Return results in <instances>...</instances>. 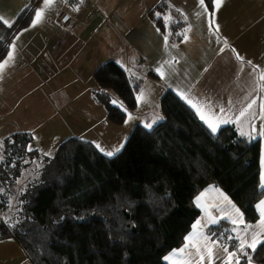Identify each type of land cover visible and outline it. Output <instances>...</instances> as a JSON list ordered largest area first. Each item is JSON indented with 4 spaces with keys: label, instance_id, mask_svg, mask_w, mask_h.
<instances>
[{
    "label": "crops",
    "instance_id": "0c3cea01",
    "mask_svg": "<svg viewBox=\"0 0 264 264\" xmlns=\"http://www.w3.org/2000/svg\"><path fill=\"white\" fill-rule=\"evenodd\" d=\"M60 3L0 0V17L8 24L0 22L6 27L23 11L30 12L0 57L4 65L0 69V141L24 132L40 147H50L41 136L48 135L51 141L59 130L75 129L72 137L92 143L97 150L102 143L97 145L99 152L107 156L136 125L150 130L161 120L159 103L170 90L211 133L232 126L240 137L259 140V187L264 190V0H223L219 6L214 0L212 9L199 0H80L68 26L55 20ZM41 10L40 21L33 24ZM109 61L143 80L136 108L127 110L107 90L111 103L125 113L124 123L113 125L106 117L96 123L95 112H83L81 117L89 119L79 123L75 111L97 107L93 92L99 88L92 74ZM79 124L83 131H77ZM209 124L217 130L213 132ZM94 130L99 136L92 139L80 134ZM261 200L264 195L255 204L256 221L247 224L220 188L207 186L193 199L199 215L183 244L168 252L163 262L257 264L249 259L253 250L245 245L242 252L239 246L241 239L251 243L254 232L256 247L264 243L257 207ZM220 223L227 225L228 233H211ZM229 253L235 255L229 257Z\"/></svg>",
    "mask_w": 264,
    "mask_h": 264
},
{
    "label": "trees",
    "instance_id": "16d2710c",
    "mask_svg": "<svg viewBox=\"0 0 264 264\" xmlns=\"http://www.w3.org/2000/svg\"><path fill=\"white\" fill-rule=\"evenodd\" d=\"M213 2L204 3L212 9ZM28 10L11 27L0 22V57L12 33L27 23ZM92 78L99 88L94 99L104 106L107 121L122 125L126 115L105 91L132 111L143 80L113 61L98 66ZM159 112L160 121L150 130L136 125L111 157L74 137L50 157L30 148V133L3 138L0 239L13 236L35 264H165L163 257L183 244L198 217L193 199L207 186L220 188L247 224L255 222V204L264 195L259 140L240 137L232 126L211 133L170 90ZM37 159L43 165L39 180L20 188L19 180ZM14 198L17 210H10ZM223 232L228 233L224 223L211 229L217 236ZM249 259L264 264V243Z\"/></svg>",
    "mask_w": 264,
    "mask_h": 264
},
{
    "label": "rangeland",
    "instance_id": "374dc122",
    "mask_svg": "<svg viewBox=\"0 0 264 264\" xmlns=\"http://www.w3.org/2000/svg\"><path fill=\"white\" fill-rule=\"evenodd\" d=\"M94 103L97 105V107L95 108V106L93 105H88L86 108L82 109V110H77L75 111V114H77L74 119L77 120L79 123H85V120L89 119V118H82L81 115H83V112H88V113H93L95 112V116H94V121L96 123L100 124L101 119H103V117H106V112H105V108L103 105L99 104L95 99H94ZM61 119V118H60ZM91 120V118H90ZM54 129V128H53ZM83 127L81 126V124H79L77 126V131H83ZM78 132V133H79ZM75 129H70V130H59V133L50 141L49 140V136L48 135H43L40 137V139L44 142H50L52 144V146L50 147H40L39 141H38V145L34 142H32L30 144V148L31 149H35L37 148L40 152V155L43 157H50L56 150V148L58 147V145L66 140L67 138L72 137L73 135H75ZM82 135V137H86V138H90L92 139L95 136H99L98 132H88V133H80ZM126 139L123 140L122 144L119 147L114 148V151H111L112 153L116 154L124 145ZM100 142H104V144L106 143V141H103L102 139H100ZM99 143V142H98ZM102 147V143H99ZM97 144V145H99ZM96 145V147L100 150L101 147H98ZM115 145H112V147H114ZM117 149H119L117 151ZM98 150V151H99ZM109 151V150H108ZM103 154V152H102ZM113 154V155H114ZM108 157H110L109 155H107ZM112 156V155H111ZM42 161L39 159L34 160L33 162L30 163L28 169L24 172L25 176L19 180V186L21 188V186L23 187L25 185L26 182H37L39 180V176L41 173V169H42ZM13 201L12 205L11 202ZM16 199L14 198L13 200L10 199L8 201V205L7 208L10 210H17L16 206ZM15 214H12L10 218L14 217ZM9 218V214L7 213L6 215V225L7 227L10 226V223L8 222ZM7 244V245H6ZM5 246V248L2 249V247ZM0 264H35V262L31 259V257L26 253L25 249L21 246V244H19L17 242V240L13 237V236H8V237H3L0 239Z\"/></svg>",
    "mask_w": 264,
    "mask_h": 264
},
{
    "label": "snow or ice",
    "instance_id": "6c2138e0",
    "mask_svg": "<svg viewBox=\"0 0 264 264\" xmlns=\"http://www.w3.org/2000/svg\"><path fill=\"white\" fill-rule=\"evenodd\" d=\"M44 2H45V4L46 5H50L51 3H52V0H44ZM199 2H200V4H204V2H205V0H199ZM222 2H223V0H215V3H216V5L217 6H219L220 4H222ZM42 11L43 10H41V11H37L36 12V19L33 21V24H35V23H37V22H39L40 21V19H41V17H42ZM0 20H3V18L2 17H0ZM3 22L5 23V24H8V21L7 20H3ZM9 27H11V24H9ZM4 67V65L3 64H0V69H2ZM261 79L262 80H264V75H262L261 76ZM255 101H253V103H254ZM114 103H115V101H114ZM193 107H195V105H193ZM248 107L250 108L251 107V104H249L248 105ZM244 113H243V111L240 113V115H243ZM201 119H204V116L203 115H201ZM151 125H148V127H150ZM209 127H211V129H212V131L213 132H215L217 129H216V127L215 126H213V125H211V124H209ZM119 149H117V151H118ZM107 155H109V156H111V155H113L114 153H112V152H108V153H106ZM262 187H264V184H262L261 185ZM225 199H227V197H225ZM229 203H231L230 201H229ZM233 208H235V205H233L232 206ZM257 207H258V209H260V212H261V219H260V222H259V227H260V229L262 230V231H264V200H261L260 202H259V204L257 205ZM235 211L237 212V213H239V209H235ZM233 223H235V221H233ZM246 230V229H245ZM257 233H253L252 234V240H251V243H248L246 240H243V239H241V243H240V251H244V248H245V245L247 246V248H250V249H252L253 251H255V249H256V245H257V243H258V241H257ZM213 243H215V242H213ZM185 247H188L187 245L185 246ZM180 252H183L184 251V249H180L179 250ZM201 251V249H199V248H197V252L199 253ZM225 251H227V249H225ZM209 252H210V250H209ZM235 255V253H229V257H232V256H234ZM245 255H247V253L245 252ZM201 259H203V256H201L200 257ZM166 259H168L167 257H166ZM237 264H238V261H237Z\"/></svg>",
    "mask_w": 264,
    "mask_h": 264
},
{
    "label": "built area",
    "instance_id": "2783aa9c",
    "mask_svg": "<svg viewBox=\"0 0 264 264\" xmlns=\"http://www.w3.org/2000/svg\"><path fill=\"white\" fill-rule=\"evenodd\" d=\"M80 0H60L55 20L60 26H68L73 20L72 10Z\"/></svg>",
    "mask_w": 264,
    "mask_h": 264
}]
</instances>
